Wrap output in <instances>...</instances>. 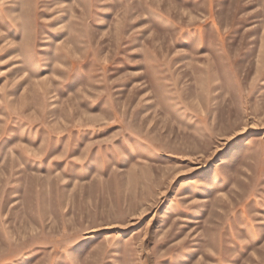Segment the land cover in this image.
Returning a JSON list of instances; mask_svg holds the SVG:
<instances>
[{
    "label": "rangeland",
    "instance_id": "obj_1",
    "mask_svg": "<svg viewBox=\"0 0 264 264\" xmlns=\"http://www.w3.org/2000/svg\"><path fill=\"white\" fill-rule=\"evenodd\" d=\"M0 264H264V0H0Z\"/></svg>",
    "mask_w": 264,
    "mask_h": 264
}]
</instances>
